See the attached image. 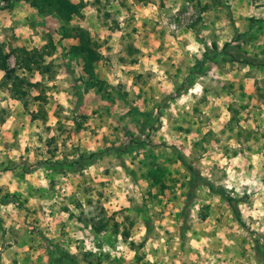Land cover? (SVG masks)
Instances as JSON below:
<instances>
[{
	"label": "rangeland",
	"instance_id": "rangeland-1",
	"mask_svg": "<svg viewBox=\"0 0 264 264\" xmlns=\"http://www.w3.org/2000/svg\"><path fill=\"white\" fill-rule=\"evenodd\" d=\"M70 1L0 0V264H264V0Z\"/></svg>",
	"mask_w": 264,
	"mask_h": 264
},
{
	"label": "trees",
	"instance_id": "trees-1",
	"mask_svg": "<svg viewBox=\"0 0 264 264\" xmlns=\"http://www.w3.org/2000/svg\"><path fill=\"white\" fill-rule=\"evenodd\" d=\"M18 1V0H15ZM31 3L40 2L41 0H29ZM44 1V7H50V10L56 14L61 21L68 22L72 16L78 11V6L74 3H72L70 0H43ZM84 35H80L79 37V44L74 45L72 48L74 49L75 53L81 54L83 57L86 56L87 53H90V47L89 42L85 40ZM83 37V38H82ZM87 65L90 63V59L87 60ZM244 61L247 64L255 65V64H264V58L258 59L257 61L254 59L246 58ZM1 66V65H0ZM2 69V66L0 67ZM177 158L179 161L187 168V170L191 174V178L193 180H196L198 182H201L207 188L211 191L219 193L222 197H224L234 208L233 205V198L229 195H226L223 191L217 189L210 181L204 179L201 177L199 173L193 168L192 164L185 158L184 155L178 154Z\"/></svg>",
	"mask_w": 264,
	"mask_h": 264
}]
</instances>
